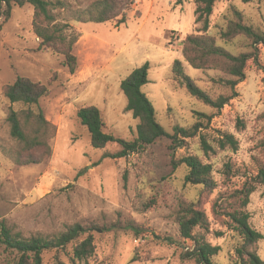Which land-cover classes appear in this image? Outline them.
<instances>
[{
	"label": "rangeland",
	"instance_id": "obj_1",
	"mask_svg": "<svg viewBox=\"0 0 264 264\" xmlns=\"http://www.w3.org/2000/svg\"><path fill=\"white\" fill-rule=\"evenodd\" d=\"M50 1L64 3V8L55 10L57 22L65 26L64 35L77 38L73 52L78 68L73 75L63 64L64 56L37 50L40 41L32 29V6L14 5L9 21L0 18V224L25 238L52 236L82 225L94 237L96 253L77 264H194L183 259L192 242L181 237L177 223L181 210L190 205L211 221L208 241L220 247L213 262L237 264L235 249L243 238L228 230L225 213L239 206V192L264 165V46L255 48L243 34L230 41L221 34L238 23L264 34V1L218 0L206 34L201 32L204 21L196 23L197 0L180 5L178 0H136L127 24L119 28L113 22L75 20L78 12L98 0ZM189 35L214 37L218 47L235 57L257 53L258 64L248 62L246 79L235 88L237 96L220 112L188 94L173 73L174 62L180 60L186 73L214 98L233 93L218 83L235 79L223 73L226 59H217L212 70H196L186 62L182 50ZM147 62L150 82L142 91L169 135H174L175 126L191 128L198 121L195 112L215 117L210 123L203 120L204 128L193 138L179 134L175 143L164 137L128 158L104 157L121 147L110 143L105 150L94 149L77 113L95 106L106 134L134 141L139 121L126 111L120 85ZM18 76L51 90L40 107L57 133L50 141L51 157L38 165L20 167L11 156L15 141L7 117L10 108L22 107L11 105L3 88ZM223 133L235 137L237 150L228 143L221 147ZM189 156L212 166L215 191L185 183L189 170L180 161ZM228 165L233 170L230 176ZM247 212L251 227L264 237L263 187L256 185ZM217 231L223 237L218 238ZM73 247L45 252L44 263L55 264L58 257L72 264ZM258 254L264 261V238L258 243ZM10 255L0 246V263L10 260Z\"/></svg>",
	"mask_w": 264,
	"mask_h": 264
},
{
	"label": "trees",
	"instance_id": "obj_2",
	"mask_svg": "<svg viewBox=\"0 0 264 264\" xmlns=\"http://www.w3.org/2000/svg\"><path fill=\"white\" fill-rule=\"evenodd\" d=\"M187 0H178L180 5ZM218 0H197L196 23L204 21L201 32L205 34L209 30V17L213 14L214 5ZM243 4H250L255 1L264 0H241ZM136 0H125L121 3L117 0H98L94 2L87 11L77 13L76 21L87 23L94 22L104 24L113 22L116 28L126 25L128 22V12L134 6ZM16 5L23 7L30 5L34 9L32 29L34 35L39 39L38 51H50L64 56V66L70 73L75 74L78 68V58L73 52V47L77 38H69L64 35L65 26H60L57 22L55 10L65 5L61 1L54 3L50 0H0V18L6 23L11 18L12 7ZM87 14V15H86ZM240 16V13L235 12ZM137 13L136 16H139ZM87 17V18H86ZM3 24L0 25V30ZM246 35L253 40L255 48L264 46V34H258L252 28L240 23L235 24L221 37L230 41L237 35ZM182 54L186 62L196 70H212L216 67V60L224 58L228 63L222 68L223 73L235 79L219 80L220 85L229 87L232 95H223L214 98L207 91L202 89L197 82L190 77L180 60L173 64V73L179 80L187 93L192 97L220 112L237 95L235 88L245 81L246 67L250 60L258 64L257 53L242 54L233 56L217 46L216 39L209 35H189L183 43ZM149 62L136 68L125 80L121 82L120 89L124 94L127 105L126 111L132 113L133 118L138 120L137 138L134 141H126L116 138L104 132V121L99 108L95 106L80 109L77 116L83 126H85L91 137V146L96 150H105L110 143H116L121 150L112 155L105 154L104 157L111 159L128 158L132 154H140L157 140L167 137L175 143L179 141V134L184 138H193L204 128L203 120L208 123L215 117L200 112H195L198 119L191 128L180 126L174 127V135H169L156 119V112L149 98L143 93L142 88L149 81ZM51 90L48 86L40 82H34L27 77L18 76L12 84L3 88V96L11 105H20L18 111L10 108L7 122L10 129V136L15 141L12 151V158L16 165L20 167L41 164L52 155L50 141L57 133L55 125L50 123L40 107L42 99L50 96ZM221 147L226 144L237 150L238 144L233 135L222 134ZM205 143V140H203ZM206 144V143H205ZM181 145H178V148ZM189 172L185 177V183L194 186H201L207 192L216 190L217 185L213 178V168L211 165L203 163L198 157L189 156L180 161ZM228 176L233 171L228 165ZM256 185L264 189V165L258 169L257 175L246 182L242 191L239 192L240 204L229 213H225L228 219V230L243 238V244L235 249L237 264H264L258 254V243L264 237L253 229L250 225V215L247 206L251 195L255 192ZM177 223L180 228L181 237L185 241H191L192 247L183 254V259L192 261L194 264H215L213 258L220 252V247L213 246L208 241V236L212 234L211 221L207 214L195 206L184 207L177 216ZM140 234V233H139ZM138 234V235H139ZM222 231H217L218 238L223 237ZM73 244L71 263L86 261L96 253L94 237L90 231L80 224L68 227L65 231L52 236H33L25 238L20 234H14L3 223L0 224V246L9 252L11 259H6L0 264H45L44 253L50 251H64ZM55 264H64L58 257Z\"/></svg>",
	"mask_w": 264,
	"mask_h": 264
}]
</instances>
